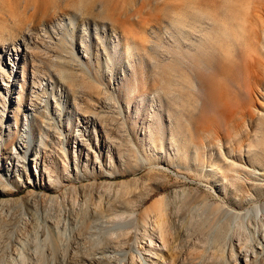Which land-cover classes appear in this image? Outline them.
<instances>
[{"label":"rangeland","instance_id":"1","mask_svg":"<svg viewBox=\"0 0 264 264\" xmlns=\"http://www.w3.org/2000/svg\"><path fill=\"white\" fill-rule=\"evenodd\" d=\"M0 37V264L254 250L264 0H0Z\"/></svg>","mask_w":264,"mask_h":264},{"label":"bare ground","instance_id":"2","mask_svg":"<svg viewBox=\"0 0 264 264\" xmlns=\"http://www.w3.org/2000/svg\"><path fill=\"white\" fill-rule=\"evenodd\" d=\"M81 3H79V6H80ZM78 6V4H77ZM80 8V7H79ZM21 30V29H20ZM19 30V31H20ZM1 39V37H0ZM5 53L7 52L6 50L4 51ZM64 72V77L66 75V78L68 77V73L67 71H63ZM69 79V78H68ZM165 206L160 202V203H157V205L151 209V211L154 212L155 216H156V219L157 221L160 223V230L163 231L166 229V221L164 219L165 217ZM247 212V211H246ZM237 214V213H236ZM235 214V216H236ZM133 223V222H132ZM257 244L255 245V248L254 250H251V252L249 253H246L247 250L244 252L243 256H241V252L240 251H237V252H232L231 253V257L234 259L235 263L237 264L238 263V259L243 260V263L244 264H256L258 263L257 260L260 259V262H262V259L261 256L263 254H261L264 250V234H262L261 231L258 232L257 234ZM258 245H262L261 247H258ZM258 255L259 258H258ZM258 258V259H257ZM254 262V263H253Z\"/></svg>","mask_w":264,"mask_h":264}]
</instances>
